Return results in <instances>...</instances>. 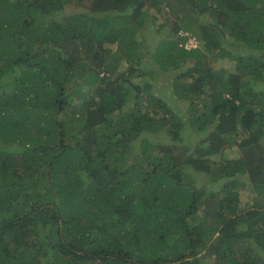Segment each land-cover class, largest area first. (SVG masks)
Here are the masks:
<instances>
[{
  "label": "trees",
  "instance_id": "obj_1",
  "mask_svg": "<svg viewBox=\"0 0 264 264\" xmlns=\"http://www.w3.org/2000/svg\"><path fill=\"white\" fill-rule=\"evenodd\" d=\"M263 105L264 0H0V264H264Z\"/></svg>",
  "mask_w": 264,
  "mask_h": 264
},
{
  "label": "rangeland",
  "instance_id": "obj_2",
  "mask_svg": "<svg viewBox=\"0 0 264 264\" xmlns=\"http://www.w3.org/2000/svg\"><path fill=\"white\" fill-rule=\"evenodd\" d=\"M153 27V26H152ZM151 31H153V28H151ZM183 37H187V43H186V46L185 47H187V48H194V47H199V43L198 42H195L194 41V39L193 38H190L188 35H186V34H183L182 35ZM146 59H148L147 61L149 62V60L151 61L150 63H154L152 60H151V58H150V56L149 57H147ZM216 64H217V67H223V68H228L230 65L228 64V63H226V61H225V59L223 58V59H216L215 61H214ZM151 70V69H150ZM149 70V71H150ZM152 71H154V72H156V73H159V75L157 74V78H155L153 81L151 80L149 83H151V85H152V93L154 94V95H157V94H159V92H163L165 89V91H167V95H166V100L167 101H169V100H171V99H173L172 97V95H171V92H170V90H171V84L169 85V84H167L166 82L167 81H164V78H166L163 74H162V72H161V70L159 69V68H157V67H154V68H152ZM14 77V76H13ZM12 77H8L7 78V81H6V86H5V88H11V83H10V79H11ZM167 79V78H166ZM164 91V92H165ZM172 91V90H171ZM94 101H96V99H94ZM181 102L179 101V104H175V106H174V109H175V107H176V110L178 111V113L180 114V115H182V121H184L185 122V124H189L190 122H192V121H195L194 119L195 118H191L189 115H188V112H186L185 110H184V107L180 104ZM92 107H94L95 106V103H93L92 105H91ZM180 110V112H179V110ZM260 109H262L261 107H258L257 108V110H260ZM193 114H199V111H197V108H196V110L195 111H192L191 113H190V115H193ZM152 115L155 117V118H158V114H157V112H154V113H152ZM241 138V137H240ZM236 141H233V142H231L230 143V146H228L227 147V149H226V151H225V153H226V156H225V159H232V158H234V157H237L238 156V152H237V147H235L236 146ZM244 194H249L248 193V190H247V188L245 189V190H243L242 191Z\"/></svg>",
  "mask_w": 264,
  "mask_h": 264
},
{
  "label": "clouds",
  "instance_id": "obj_3",
  "mask_svg": "<svg viewBox=\"0 0 264 264\" xmlns=\"http://www.w3.org/2000/svg\"><path fill=\"white\" fill-rule=\"evenodd\" d=\"M178 35H179V37H180V36L183 35V34L180 33V34H178ZM193 39H194V38H193ZM194 41H195V39H194ZM195 42H196V41H195ZM186 43H187V42H186ZM185 48H187V47H185ZM258 107L264 108V105H263V106H258ZM258 107H254L253 109L256 111Z\"/></svg>",
  "mask_w": 264,
  "mask_h": 264
}]
</instances>
